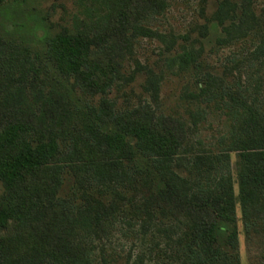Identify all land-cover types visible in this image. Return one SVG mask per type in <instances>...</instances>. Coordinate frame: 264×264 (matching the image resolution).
Wrapping results in <instances>:
<instances>
[{"label":"trees","instance_id":"1","mask_svg":"<svg viewBox=\"0 0 264 264\" xmlns=\"http://www.w3.org/2000/svg\"><path fill=\"white\" fill-rule=\"evenodd\" d=\"M260 1L218 0L211 18L209 0L198 4L204 36L219 27L224 46L257 43L233 59L244 74L203 69L196 47L170 57L190 73L191 122L226 115L230 131L210 150H188L186 122L149 101L121 110L108 98L135 41L165 40L152 20L170 0H80L72 27L47 34L42 50L0 33V264H96L100 243L152 229L163 264H241L237 207L247 232L264 224Z\"/></svg>","mask_w":264,"mask_h":264},{"label":"rangeland","instance_id":"2","mask_svg":"<svg viewBox=\"0 0 264 264\" xmlns=\"http://www.w3.org/2000/svg\"><path fill=\"white\" fill-rule=\"evenodd\" d=\"M199 1L170 0L168 10L152 20L154 26L166 35L165 40L158 36L139 37L133 45L132 55L125 57L123 79L108 94L118 109L131 108L149 101L156 107L157 113L183 119L187 124V148L193 151L218 147L230 131V125L226 115L214 109L208 110L206 118L198 124L191 122L192 113L197 108L184 96L190 73L180 71L170 57L184 45L196 47L204 63L203 69L221 74L230 68L234 75H239L240 72L245 73L247 64L240 63V60L239 64L235 63L233 59H248L257 46L256 42L251 45L246 43L242 48L239 43L224 46L219 43L223 36L219 27L216 31L210 27V33L205 37L202 25L208 24V21L200 15ZM260 2L264 3V0ZM217 3L218 0H209L208 18L216 11ZM80 7V0H7L0 5V33L29 44L34 50H42L47 34L53 35L65 27H72ZM259 62L254 59V69L259 66ZM259 68H262L258 74L263 79V91L264 66ZM150 79L157 85V91L152 89ZM230 156L227 170L235 180L234 188L238 194V154L232 152ZM236 217L241 264H264V224L247 232L240 205ZM161 238L153 229L131 236L118 234L99 244L96 264H163L166 258L161 254L164 247L159 244Z\"/></svg>","mask_w":264,"mask_h":264}]
</instances>
